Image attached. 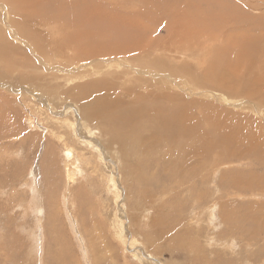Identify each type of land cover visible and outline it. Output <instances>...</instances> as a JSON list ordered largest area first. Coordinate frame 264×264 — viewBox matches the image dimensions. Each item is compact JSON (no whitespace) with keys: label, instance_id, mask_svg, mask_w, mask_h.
Masks as SVG:
<instances>
[{"label":"rangeland","instance_id":"obj_1","mask_svg":"<svg viewBox=\"0 0 264 264\" xmlns=\"http://www.w3.org/2000/svg\"><path fill=\"white\" fill-rule=\"evenodd\" d=\"M21 1L30 5L32 12L36 2L42 4L47 16L63 8L60 0ZM83 1L73 0L67 13H83L78 9ZM97 1L101 5L111 1V8L100 7L106 14L117 12L123 17L130 13L132 0ZM140 1L135 4L141 3V16L145 18L153 13H159V17L171 13L175 4L190 7L191 13L186 16L217 18L223 7L232 12L237 3L243 15L252 14L257 23H264V0H149L151 4L143 0L146 5ZM85 2L89 4L88 12L94 10L92 14L96 15V9L90 7L94 0ZM184 2L193 5L180 4ZM9 7L8 0H0V31L10 42L9 51L19 47L21 54H7L9 64L16 66L0 64V264H264V102L255 97L264 96V81L260 88L249 81V89H245L238 69L229 72L232 75L223 84L226 88L219 92L215 84L209 83L207 88L200 79L204 70L218 72L217 67L223 65L218 51L231 53L240 62L248 47L254 45L264 67V40L252 44L230 38L220 45V40L235 30L238 22H234L230 30L204 28L197 43H188L184 51L180 44L182 34L188 30L173 27V47L177 45L179 49L173 52L164 40L167 30L157 27L153 35L142 40V52L131 50L128 56H100L83 62L73 59L71 66L65 57H36L28 45L29 48L16 41L8 31ZM178 11L183 13L182 9ZM255 24H250L249 30L244 26L238 30L248 31L256 40L251 36L259 30ZM53 26L49 32L55 31ZM13 29L10 28L12 32ZM56 38L51 37V41L59 42ZM24 42L35 46L34 40ZM36 42L43 45L44 37ZM197 50L202 55H191ZM153 60L167 67L153 68ZM93 82L94 91L95 87L100 92L105 85L116 88L118 96L109 112L116 107L121 112L107 119L108 127L94 114L89 115L94 122L88 121L83 110L82 106L97 93L88 89ZM226 85L235 90V95ZM163 86L173 93V102L180 111L195 115L191 120L195 119L199 133L202 122L195 107L198 101L214 102L238 121L237 125H226L224 133L233 135L236 130L238 141L229 138L230 147L242 151L231 160L223 156L219 169L213 167L218 162L213 163L205 172L209 178L205 183L198 175L180 189L171 185L172 180L161 170L170 166L182 169L185 163L164 160L162 154H155L157 162L147 171L144 186L137 175L131 174L136 170L134 165L124 160V156L132 161L141 157L130 145L144 147L152 141L147 117L139 119L136 111L146 108L149 98L144 94L149 87L159 88V92ZM212 87L215 99L209 95L214 91ZM174 141L173 134L169 143L173 145ZM223 145L226 147L225 140ZM66 147L73 151L72 160L75 158L69 163L63 152ZM248 151L250 156H245ZM254 155L260 159L259 164L252 163L254 159L249 161ZM71 162L76 166L72 181L67 175V170L74 167ZM174 192H179L176 198L172 197Z\"/></svg>","mask_w":264,"mask_h":264},{"label":"bare ground","instance_id":"obj_2","mask_svg":"<svg viewBox=\"0 0 264 264\" xmlns=\"http://www.w3.org/2000/svg\"><path fill=\"white\" fill-rule=\"evenodd\" d=\"M8 1L10 5L9 18H8V22H9L8 31L12 35H14V39L20 42V44L22 43L26 46L28 45L31 49L32 55H34L33 53L35 52L36 57H40L43 60H48L49 58L52 59L57 58V56L65 57L64 61L66 62L68 60L69 61L68 64H70L71 66H72L71 62L73 59L76 60V62L78 61L83 62L88 59L94 57H100V56L101 57L107 56L110 58L126 56L131 50L142 52L143 51L141 45L142 40H144L147 35L149 36L153 35L154 30H156L157 27L158 29L164 28L165 30H167L166 31L167 36L164 38V40L165 43L169 47H171L173 52H179L177 45L173 47V43H176V37L173 36V27H181L183 30H188L187 33L182 34V42L180 44V48L184 51L187 49L188 43H195V44L197 43L198 38L201 37L204 32V28L206 29L209 26H213V28L224 27L225 30L226 29L230 30V27L232 26L235 27L236 24L234 22H238L235 30L232 31L233 33L230 35V37L224 36V38L220 40L222 42L220 45L226 43L230 38H237L252 44H257L262 40H264V23L262 22L257 23L256 20L253 19L252 14L243 15L242 14L243 12L241 11V7H239L237 3H235L236 8L232 12H229V10L226 7H223L221 9V13L216 16L217 18L205 17V19L203 20L202 18H198V17L186 16L187 13H191L190 10L188 12V9H190V7H188L187 5L177 6L178 4L173 5V9L175 12L172 11L171 13L165 14L162 17H159L161 16L159 15V13L158 14L153 13L150 14V17L145 18L141 16L142 15L141 13H143L142 12L143 9L141 8L142 6L141 3L140 4L137 3L138 6L135 4V1L137 0L130 1L129 4H131V7H129L128 9L130 10V13L129 15L127 13H126L127 15L124 14L123 17L121 15H120L121 17L117 15L118 14L116 12L117 10L115 11L116 14L115 13L106 14V12L103 11L104 12L103 13L102 10H100V7L102 5H104L105 9L111 8L113 4L111 3L110 0H102V2L110 1L108 4L101 5V3H99L97 0H94V3H92L93 5L90 4V7H94L96 9L95 11L96 15L92 14L94 10H92V13L88 12L89 4L87 6L84 5L87 1L85 2L84 0L83 3L81 2L82 3L81 5L77 3L78 9L80 7V9L83 11V13L79 14L78 16L76 15L71 16V14L69 15V13H67V11L69 10L68 6L70 5L73 6L72 5L73 0H71L70 3H69L70 0L69 1L60 0V3H63V8L57 14L51 16L44 15V11L41 7L42 4L38 2H36L33 5V7L35 8V12H32V10L30 9L31 6L21 0H8ZM76 2H78V0H76ZM125 2L127 1L125 0ZM140 2L144 3L145 1L141 0ZM148 2L151 4L149 0ZM237 2L240 3L241 0L240 1L237 0ZM180 4L193 5L191 3H185V2ZM75 5L76 4H74V6ZM121 6L123 7V5ZM147 6L153 8L152 5H147ZM177 9L178 10L182 9L183 13L179 12ZM121 11H125V8H123V10ZM72 12H74L73 9ZM79 16H82V18H84L85 20H81ZM247 16L248 18L250 17L252 20L250 18L248 19ZM257 16L259 17L262 15H257ZM248 20H251V22ZM48 22L50 23L48 24ZM205 22L207 24H205ZM249 23L250 24L256 23L255 26L257 27V29L259 28L258 31L255 30L256 33L254 32L255 33L254 35H251L254 36V38L256 37L255 38L256 40L251 39L248 31L241 32L240 29L238 30V27L241 28L242 26H244L246 29L249 30L250 29ZM54 24H56L55 28L53 26ZM52 26L55 31L49 32L48 29ZM167 27H170V29H167ZM10 28L12 29L15 28V30L13 29L14 31L12 32ZM45 35H49V36H45ZM50 36L51 37L58 36L59 42L57 41L58 38H56L57 41L56 43L52 42ZM40 37H44L45 43L43 45H39L36 42V39ZM171 37L173 38V41ZM22 39L27 40L28 43H31V41L34 40L35 46L32 44L31 45L27 44ZM9 44L10 42L5 37V34L3 35L2 32L0 31V64L13 67L15 64L12 65L9 64V60H7V54H10L12 52H15L16 54H21V50L19 51V47L17 46L18 48L12 47L13 50L11 49L9 51L8 49ZM135 45L137 48H135ZM32 50H34V52ZM194 52H196L198 56H199V52H201L202 55V51L200 50L191 52V55ZM23 55L26 54L23 53ZM217 55H221L224 61L223 65L217 67L218 72H211L210 70H204V76L203 77L199 76L201 82L204 83L207 86V88L209 83L215 84L216 86L215 88L219 87L218 91L223 92L220 88H226L225 85L223 84H226V79L228 76L231 77L232 73L229 72L236 71L238 69L240 75L242 76L241 83L243 84V87L245 89H249L247 83L249 81H253L254 86L260 88V84L264 81V67L261 66L259 62V57L254 48V45H250L248 47L246 54L243 56L240 62L238 61L237 58H235L234 55L228 52L218 51ZM26 56L28 57V54ZM20 62L22 61L20 60ZM25 65H22V67ZM185 65L186 64L184 63L182 64V66ZM151 66L157 69L167 67V65H162L158 63L157 60H153ZM75 70H77V68ZM91 84L92 87L88 86V89L91 93H93L96 91V88L94 87L95 89L94 91L93 90L94 82ZM226 86L228 88L229 93L235 95L234 94L235 90L233 88H229L228 85ZM164 87L165 86H163V88L159 92L157 91L159 90V88L156 90L152 87H149L150 89L144 94V96L149 98V101L146 104V108L140 107L136 111V113L138 112L136 116L139 119H141V117H147L148 123L146 127L150 134V140L152 141H148L144 147L138 145H134V146L130 145L131 148L136 149L140 153L141 157L137 160L132 161L130 159L126 160L127 157L124 156V160L127 162L126 164L131 163L130 165L132 164L134 165L136 170L132 171L131 174L137 175L143 181L144 186L147 185L145 184L147 182L146 179L147 171L153 168V166L157 162V160L153 159V156L155 154H162L165 158L164 160L172 161L175 159L178 163L179 161L183 160V163H185L184 165L185 168L182 169H179L176 166H170L166 170H161L163 175L169 177L172 180L171 183L169 182L171 185L181 187L185 184L192 182L191 178L197 177L198 175H201L204 178L203 181L205 183V181H207L206 179L209 180L205 172L208 171L209 168H211V165L213 163L218 162V164L214 165L213 167L219 169V166H223L221 165L223 156L226 157L224 158L225 160H231L232 158L233 159L238 158V153L242 151L241 148L240 149L237 148L235 150L234 148L230 147V139L232 141H238L237 131L234 130L233 135H231L230 133L227 134L224 133L226 130L225 129L226 125H237L238 121L232 116L231 113L225 111L219 106L212 104L214 102L205 103L198 101L197 103L199 105H196L195 107L198 110V115H201V122H202L200 126L201 132L199 133L196 130L195 119L191 120V118H194L195 115H188L185 112L180 111V109L177 108L176 105L177 103L173 102V93L168 91L167 87L166 88ZM100 90H101L100 92L96 91L97 93L96 92H95L96 94L94 93L95 97L89 104L83 105L82 107L88 121H91L92 123L94 122V120L89 117V115L94 114L97 116L95 117L97 120L103 119V123H105V126L108 127L110 125V121H108L107 119L117 116L121 112V108L116 107L113 112H109V108L112 105H115L114 99H116L118 96L116 92V88L105 85ZM212 90L214 91L211 92L209 95H212L215 99V89L212 87ZM112 93L115 95V97H112L111 95ZM33 94L35 97L37 96L35 93ZM39 96L40 99H43L41 95ZM255 97L257 98V100L261 101V103L264 102V96H262L261 94H255ZM108 99H111V101L105 103L106 101H108ZM225 101H227L228 103L230 102L228 99H225ZM239 105L240 104L238 103V104H234L233 106H239ZM132 114H135V112H133ZM215 122L217 123V126ZM173 134L175 136V141L174 144L172 145L171 143H169V141L171 136H173ZM240 135L243 136V132H241ZM225 138H228V140ZM155 140L160 143L159 146H157L155 142H153ZM224 140L226 142V147L223 145ZM163 147H169L170 150L164 151ZM63 152H65V156H66L65 161L67 163H69L70 160L71 161L75 160V158L72 160L73 151L70 150V148L68 150V148L66 147V149ZM245 156H250V151H248ZM49 159L52 158L49 157ZM248 159L249 161L252 159L256 160L252 163H256V162L257 164L260 163L259 162L260 159L255 155L254 158L250 157ZM239 160H241V158ZM49 162L53 163V160ZM190 164H192V167H188ZM70 166H74L73 162H71ZM75 168L76 166L69 168L67 170L68 178L71 181L75 175ZM153 171L155 172L157 170L154 169ZM163 179H161V181H163ZM167 183L168 182H166V184ZM232 183L235 186L241 187V185H239L238 182L234 181ZM154 186L156 187V185ZM161 186L163 185L161 184ZM247 186L248 185L243 187H247ZM179 189L177 190L179 191ZM178 193L174 192L172 197L176 198ZM212 196L214 197V195Z\"/></svg>","mask_w":264,"mask_h":264}]
</instances>
